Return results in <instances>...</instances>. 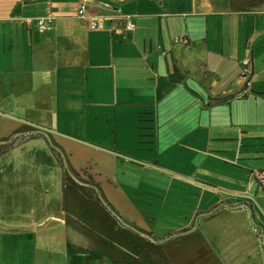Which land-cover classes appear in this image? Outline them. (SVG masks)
Returning a JSON list of instances; mask_svg holds the SVG:
<instances>
[{
  "label": "crops",
  "instance_id": "crops-1",
  "mask_svg": "<svg viewBox=\"0 0 264 264\" xmlns=\"http://www.w3.org/2000/svg\"><path fill=\"white\" fill-rule=\"evenodd\" d=\"M78 10L0 0V264H264V0Z\"/></svg>",
  "mask_w": 264,
  "mask_h": 264
},
{
  "label": "built area",
  "instance_id": "built-area-1",
  "mask_svg": "<svg viewBox=\"0 0 264 264\" xmlns=\"http://www.w3.org/2000/svg\"><path fill=\"white\" fill-rule=\"evenodd\" d=\"M90 3V0H79V10L78 14L80 17H86L89 20V28L91 30H96L99 27L98 20L96 17L87 15V7ZM124 28L128 30H135L136 24L131 20H127L123 23ZM38 27L41 30H50L51 25H47L43 19H39ZM176 42H184L185 44L188 42V39L185 37H177L175 39ZM251 58L246 57L241 62V72L240 76L246 80L247 85L251 84L252 71L250 69ZM254 178L257 179L264 186V168L258 169L254 173ZM259 237L261 239L262 246L264 248V230L257 228Z\"/></svg>",
  "mask_w": 264,
  "mask_h": 264
},
{
  "label": "rangeland",
  "instance_id": "rangeland-1",
  "mask_svg": "<svg viewBox=\"0 0 264 264\" xmlns=\"http://www.w3.org/2000/svg\"><path fill=\"white\" fill-rule=\"evenodd\" d=\"M91 192L90 190H88ZM101 205V206H100ZM108 215H113L117 216L119 218V213L111 207V205L107 202L104 201V203H87V208H86V220L87 222L90 221L92 218H103ZM86 234H87V239H94L96 237V232L89 229L88 225L86 228Z\"/></svg>",
  "mask_w": 264,
  "mask_h": 264
},
{
  "label": "water",
  "instance_id": "water-1",
  "mask_svg": "<svg viewBox=\"0 0 264 264\" xmlns=\"http://www.w3.org/2000/svg\"><path fill=\"white\" fill-rule=\"evenodd\" d=\"M2 114L6 115L5 113H2ZM19 120H22V121H24V122H26V123L32 125V126L35 127L36 129H38V131H40V132H45V133H48V132H56L55 130H53V129H51V128H48V127H45V126H42V125H39V124H36V123L30 122V121H26V120H23V119H19ZM68 137H70V136H68ZM70 138L76 139V138H74V137H70ZM76 140H78V139H76ZM79 141H81V140H79ZM81 142H83V143H85V144H87V145H90V146H93V147L99 148V149H103V150H105V151H108V152H111V153H114V154H117V155H120V156H125V155H123V154H121V153H118V152H115V151H113V150H110V149H107V148L101 147V146H99V145H95V144H92V143H89V142H85V141H81ZM155 167H156V166H155ZM156 168H159V167H156ZM159 169H160V168H159ZM259 208H260V210L262 211V213L264 214V210H263L261 207H259Z\"/></svg>",
  "mask_w": 264,
  "mask_h": 264
},
{
  "label": "trees",
  "instance_id": "trees-1",
  "mask_svg": "<svg viewBox=\"0 0 264 264\" xmlns=\"http://www.w3.org/2000/svg\"><path fill=\"white\" fill-rule=\"evenodd\" d=\"M85 189H86V192H88L89 194H91V192H89L87 188H85Z\"/></svg>",
  "mask_w": 264,
  "mask_h": 264
}]
</instances>
